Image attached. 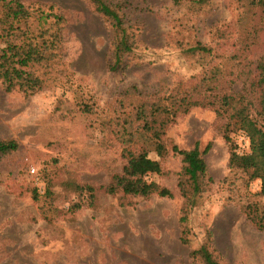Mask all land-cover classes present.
<instances>
[{
	"label": "rangeland",
	"instance_id": "374dc122",
	"mask_svg": "<svg viewBox=\"0 0 264 264\" xmlns=\"http://www.w3.org/2000/svg\"><path fill=\"white\" fill-rule=\"evenodd\" d=\"M10 1L0 47L49 41V59L12 51L0 79V139L19 143L0 153V264H202L203 244L223 264H264L246 209L264 210L261 180L229 166L225 138L248 149L236 107L264 126V0H106L132 43L118 69V31L93 0H20L28 16L8 33ZM196 143L211 147L192 195L173 146ZM129 151L161 162L147 179L172 196L107 190Z\"/></svg>",
	"mask_w": 264,
	"mask_h": 264
},
{
	"label": "trees",
	"instance_id": "16d2710c",
	"mask_svg": "<svg viewBox=\"0 0 264 264\" xmlns=\"http://www.w3.org/2000/svg\"><path fill=\"white\" fill-rule=\"evenodd\" d=\"M93 1L96 4L97 11L107 16L118 31V41L115 44L113 55L110 60V68L118 69L122 63L124 54L130 51L132 46L131 39L127 33V27L125 26V20L117 9V5H112L106 0ZM5 6L8 7V10L2 20H4L3 23L9 24L8 33H11V30L14 32L20 30L22 28V19L28 16V12L24 5L20 0H11L10 3ZM57 36L60 37V33L57 32ZM31 39L32 37H30V41L25 45L8 43L7 46L0 47V79L2 81L7 80L6 78L13 66L12 51L17 50L27 54L35 63H41L49 59V56L45 53L49 41H44L42 43L36 41L35 43H31L33 42ZM50 43L53 44V41ZM225 102H227V104L231 103L229 98H226ZM234 117L235 122L239 125L238 130H240L248 140V149L241 151L237 140L235 139L234 141L232 137L226 135V140L231 142L229 166H236L242 169L249 175V180L260 179L261 194L264 195V126L260 125L257 120L251 116L246 106L236 107ZM18 146L19 143L13 138L0 139V153L2 154L11 153L18 149ZM210 147L211 145H208L204 151H201L198 143L191 149H181L177 145L173 146V150L182 155L184 175L188 177L191 183L192 195H197L203 190V187H201L202 179L207 175V164L203 154L206 153ZM128 155L129 159L123 166L122 171L114 176V183L107 187L109 192L114 193L123 191L125 194L142 196L157 193L160 196H172V192L169 188L161 187L155 181H149L147 179L150 173L162 172V165L159 160L151 158L146 152L134 154L129 151ZM181 189L184 190L183 187ZM33 196L37 199L39 193L35 191ZM73 206L79 207L80 205L74 204ZM246 209L248 219L259 230H264V210H261L256 204H248ZM185 221L186 217L182 216L181 222ZM182 241L184 243L189 241L185 230L182 231ZM192 253L201 260L202 264H223L205 244L195 249Z\"/></svg>",
	"mask_w": 264,
	"mask_h": 264
}]
</instances>
